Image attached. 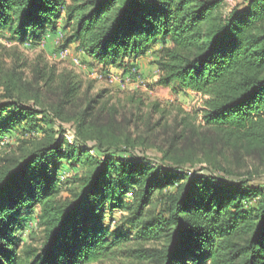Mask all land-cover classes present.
<instances>
[{
    "label": "trees",
    "instance_id": "obj_1",
    "mask_svg": "<svg viewBox=\"0 0 264 264\" xmlns=\"http://www.w3.org/2000/svg\"><path fill=\"white\" fill-rule=\"evenodd\" d=\"M61 18L66 46L78 43L105 67L128 71L160 44V85L208 96V127L264 145V0L230 10L226 0H0V32L13 41L37 45ZM1 47L0 148L7 133L32 135L19 153L0 152V264H264L261 175L223 166L191 175L172 145L161 157L140 152L137 139L114 137L93 119L98 106L109 110L106 89L70 116L81 74L43 55L35 63L17 44ZM26 68L40 83L29 99ZM56 85L61 96L46 108L43 90ZM55 120L74 122V142ZM93 142L102 158L87 149ZM66 163L82 175L61 179ZM106 206L125 212L115 228L104 222ZM36 208L40 248L19 236Z\"/></svg>",
    "mask_w": 264,
    "mask_h": 264
},
{
    "label": "rangeland",
    "instance_id": "obj_2",
    "mask_svg": "<svg viewBox=\"0 0 264 264\" xmlns=\"http://www.w3.org/2000/svg\"><path fill=\"white\" fill-rule=\"evenodd\" d=\"M226 5L228 10L238 5L242 8L247 5V0H226ZM67 34L68 31L64 29V18H61L57 22V29L49 28L41 43L37 45H31V40L26 43L13 41L7 32H0V47L9 48L17 44L35 63L38 55H43L49 64L57 65L59 71L73 70L81 74L85 86L79 98L71 105L70 116L80 112L99 91L106 89L105 100L110 99L107 108L109 110L101 112L100 105L93 117L106 133L110 132L114 137L129 134L132 139L139 141L138 151L154 157H161L163 155L161 148L166 150L172 145V154L181 161H188L186 167L191 175H194L195 170L206 166L227 167L243 177L251 174L261 175L254 183L264 189V145L252 144L224 130L208 127L204 120L208 96L191 89H182L176 83L170 86L160 85L159 77L156 78L158 73L160 74L156 64L160 44L144 55L145 63L142 66L139 61L132 59L130 69L124 71L123 68L98 64L76 42L66 46ZM25 73L22 90L24 98L29 99L40 83L34 77L31 68H26ZM3 79L0 75V84ZM56 86L53 89H42L46 108H50V105L56 103L61 96V88ZM32 102L30 100V103ZM155 103L158 105L157 108L154 107ZM164 109L167 111L165 115L162 113ZM50 111L45 115H52ZM55 121L57 125H62L67 138L74 142V122ZM31 135L18 129L5 134L0 152L19 153L21 142ZM91 145H87V149L102 158L105 153L94 146V142ZM107 153L116 159L132 158L130 153L116 152L114 149H109ZM63 168L61 179L66 177L72 179L78 173L82 175L78 168L72 169L68 163ZM73 184L70 187H73ZM63 195L68 196L70 193L65 190ZM132 195L130 192L127 196L130 202L133 201ZM35 210V214L26 223L25 229L19 232V236L23 244L40 248L44 235L38 216L39 209ZM106 210L104 222L115 228L125 212L118 209L111 211L109 206H106Z\"/></svg>",
    "mask_w": 264,
    "mask_h": 264
},
{
    "label": "crops",
    "instance_id": "obj_3",
    "mask_svg": "<svg viewBox=\"0 0 264 264\" xmlns=\"http://www.w3.org/2000/svg\"><path fill=\"white\" fill-rule=\"evenodd\" d=\"M144 55H142V56H140V57H138L137 59H136V61H139V63H140V66H142L143 65V63H145L144 62ZM88 58H90V57H88ZM90 60V59H89ZM147 68H149V67H147ZM116 69V68H115ZM117 70H118V68H117ZM159 73H158V75L156 76V78H158L159 77Z\"/></svg>",
    "mask_w": 264,
    "mask_h": 264
},
{
    "label": "built area",
    "instance_id": "obj_4",
    "mask_svg": "<svg viewBox=\"0 0 264 264\" xmlns=\"http://www.w3.org/2000/svg\"><path fill=\"white\" fill-rule=\"evenodd\" d=\"M133 71L135 72L136 71V68H134Z\"/></svg>",
    "mask_w": 264,
    "mask_h": 264
}]
</instances>
